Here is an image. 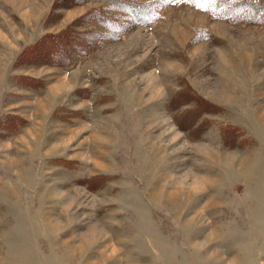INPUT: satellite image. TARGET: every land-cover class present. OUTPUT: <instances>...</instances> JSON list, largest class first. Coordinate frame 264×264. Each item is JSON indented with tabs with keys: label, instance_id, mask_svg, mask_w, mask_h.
<instances>
[{
	"label": "rangeland",
	"instance_id": "rangeland-1",
	"mask_svg": "<svg viewBox=\"0 0 264 264\" xmlns=\"http://www.w3.org/2000/svg\"><path fill=\"white\" fill-rule=\"evenodd\" d=\"M252 1L172 0L61 66L15 61L101 3L0 0V264H264Z\"/></svg>",
	"mask_w": 264,
	"mask_h": 264
},
{
	"label": "trees",
	"instance_id": "trees-1",
	"mask_svg": "<svg viewBox=\"0 0 264 264\" xmlns=\"http://www.w3.org/2000/svg\"><path fill=\"white\" fill-rule=\"evenodd\" d=\"M87 1L100 2L101 5L90 9L69 23L59 33L44 34L36 42L25 47L18 55L15 63L28 65L48 63L66 66L72 62L74 57H87L92 51L101 48L106 41L118 38L126 30L134 26L152 23L158 17V8L172 2V0H153L147 3L131 0H57L56 6L69 7ZM181 1L192 4L217 18L231 22L236 16L233 11L223 8L222 4L230 2L243 6L249 3L250 6H255L252 0ZM259 10L260 13H264V6L259 5ZM58 17L59 14L52 11L46 22L55 21ZM81 26H88V28L79 30L78 28ZM34 80L37 79L29 78V81L33 82ZM4 125L1 124L2 127Z\"/></svg>",
	"mask_w": 264,
	"mask_h": 264
}]
</instances>
